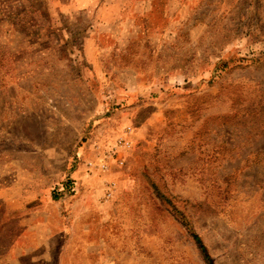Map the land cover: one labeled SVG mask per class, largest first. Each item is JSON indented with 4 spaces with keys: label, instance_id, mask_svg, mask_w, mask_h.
Instances as JSON below:
<instances>
[{
    "label": "rangeland",
    "instance_id": "rangeland-1",
    "mask_svg": "<svg viewBox=\"0 0 264 264\" xmlns=\"http://www.w3.org/2000/svg\"><path fill=\"white\" fill-rule=\"evenodd\" d=\"M193 233L264 264V0H0V264H206Z\"/></svg>",
    "mask_w": 264,
    "mask_h": 264
},
{
    "label": "trees",
    "instance_id": "trees-1",
    "mask_svg": "<svg viewBox=\"0 0 264 264\" xmlns=\"http://www.w3.org/2000/svg\"><path fill=\"white\" fill-rule=\"evenodd\" d=\"M64 184L65 185H63V189H62V191H64L63 193L69 192V194H70V192H72L73 181L71 179H67V181ZM192 238H193L197 248L199 249L200 255H201L202 259L204 260V262L206 264H214L212 257L208 253V250H207L206 246L203 244L200 237L197 234L193 233Z\"/></svg>",
    "mask_w": 264,
    "mask_h": 264
}]
</instances>
